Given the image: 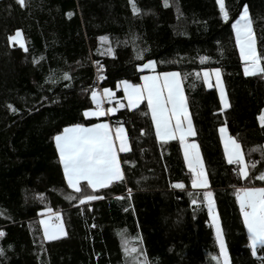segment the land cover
Returning a JSON list of instances; mask_svg holds the SVG:
<instances>
[{
    "label": "trees",
    "instance_id": "trees-1",
    "mask_svg": "<svg viewBox=\"0 0 264 264\" xmlns=\"http://www.w3.org/2000/svg\"><path fill=\"white\" fill-rule=\"evenodd\" d=\"M135 3L142 11L134 16L128 0H26V7L0 0V230L6 233L0 264H143L138 252H122L125 240L146 252L149 264H216L212 257L219 247L205 191L213 193L230 264H262L248 246L236 189L264 187V181L238 177V165L225 158L219 129L226 127L241 144L250 175L264 171V128L257 119L264 110V76L243 74L231 29L247 4L257 49H264V0H226L228 23L215 0H169L168 8L163 0ZM17 29L27 52L8 42ZM109 46L114 55L102 54ZM204 56L210 59L201 63ZM148 60L156 62V72L186 76L196 131L190 140L199 145L208 188L192 187L178 139L157 140L144 102L110 117L114 127L126 128L130 142V151L120 154L124 182L95 193L85 189L102 199H68L81 194L67 187L54 136L77 123L97 122L83 116L93 106L92 90L112 89L124 101L121 82L141 84L146 71L140 67ZM216 67L230 101L223 111L216 89L194 75ZM46 209L61 215L66 236L43 240L39 221Z\"/></svg>",
    "mask_w": 264,
    "mask_h": 264
},
{
    "label": "snow or ice",
    "instance_id": "snow-or-ice-1",
    "mask_svg": "<svg viewBox=\"0 0 264 264\" xmlns=\"http://www.w3.org/2000/svg\"><path fill=\"white\" fill-rule=\"evenodd\" d=\"M22 6L26 7V0H17ZM219 6V14L225 23L230 20L229 9L226 0H215ZM132 14L140 15L141 9L135 3V0H128ZM163 7H170L169 0H163ZM179 12V9L177 8ZM71 15V14H69ZM231 29L235 34V47L239 51V59L243 67L245 76H264V49L258 51L257 41L250 17L249 7L245 4L239 13V17L231 23ZM9 44L15 43L20 49L28 51L22 31L17 29L14 34L7 37ZM102 43H109L107 36L99 37ZM144 51H147L145 49ZM114 55L113 48L109 46L105 53ZM137 59H142V55L137 53ZM210 57H200L201 63L209 60ZM34 63L37 61L34 60ZM98 72L102 71L103 65L96 62ZM142 69H151V75L141 77L144 81L142 85H132L128 81H122L124 98L127 105L117 102L116 107L103 108V102L107 99L109 102L114 98V93L104 88L103 93L99 94L92 90L91 98L96 105L95 109L85 110L83 116L85 118L103 117L113 114L118 109L127 107L129 109L137 108L141 102H147L148 112L151 114V121L155 127V135L159 141L176 140L179 138L181 148L183 149L184 160L187 164L189 172L192 174L191 185L193 188L207 189L209 186L204 163L200 154L199 145L195 141L189 142V137H194L196 131L193 127L192 120L189 116L186 96L182 87V81L186 76L182 77L179 71L159 72L155 71L156 62L148 60L142 65ZM196 79L203 80L204 85L211 88L212 77H215V87L220 94V101L223 109L230 107L227 95L221 80V69L202 68L194 73ZM65 80L71 79L68 73H64ZM100 76V79H103ZM119 86V85H118ZM8 108L16 112L11 104ZM260 126L264 128V110H261L257 117ZM221 140L224 144V154L228 164H236L237 175L242 180L256 179L264 181V171L258 176L250 175V166L245 160V154L241 149V144L232 136L227 135L226 127L219 129ZM56 151L59 155V162L63 167L64 180L69 189L75 193L81 194L80 197H73L71 194L68 199H79L81 204L102 199L103 197L95 194H84L85 189H91L95 193L99 189L108 188L117 182H124L125 175L121 168L119 153L130 151L127 133L121 124L115 128V132L109 123L100 122L85 126L82 123L65 127L62 132L54 136ZM117 142L119 147L117 148ZM256 164L252 163L251 168H255ZM176 189H184L183 183H175L172 185ZM130 191V190H129ZM42 197V194H41ZM204 202L207 204L209 216L216 225V244L219 247V255L213 256L212 259L216 264H230L227 246L224 234L219 226L218 217L215 214V204L213 193L205 191L203 193ZM236 201L239 205L240 214L243 218V225L247 230L248 246L251 254L257 257L264 264V256H258V252L264 251V187H240L236 189ZM192 203L197 204V200L193 199ZM47 215L39 221L43 228V240L55 241L62 236H66L65 227L59 213L52 214L51 209L45 210ZM53 215L55 220H53ZM95 225H93L94 227ZM6 233L0 230V238ZM139 240V237L133 238ZM139 253L144 256L143 264H149L146 259V252L139 249L135 245L129 246L127 240L122 243V252L127 254ZM0 255H3V249H0Z\"/></svg>",
    "mask_w": 264,
    "mask_h": 264
},
{
    "label": "crops",
    "instance_id": "crops-1",
    "mask_svg": "<svg viewBox=\"0 0 264 264\" xmlns=\"http://www.w3.org/2000/svg\"><path fill=\"white\" fill-rule=\"evenodd\" d=\"M156 71V70H155ZM157 73H159V72H157ZM151 74H153L152 73V70L150 69L149 71H146L145 73H144V75L143 76H146V75H151ZM142 76V77H143ZM221 80H222V82H223V85H224V89H225V92H226V95H227V99H228V102H229V104H230V101H229V98H228V94H227V91H226V87H225V84H224V80H223V76H222V72H221ZM130 83V82H129ZM144 83V81L142 80V82H141V84H139V85H142ZM211 83L213 84V87H211V88H209V87H207V88H209V89H216V91H217V93H218V95H219V99H220V94H219V91H218V89L215 87V84H216V81H215V77L213 76L212 77V80H211ZM130 84H132V83H130ZM132 85H134V84H132ZM182 87H183V82H182ZM120 88H121V90H122V92H123V94H124V91H123V84L121 83L120 84ZM104 89V88H103ZM103 89H98V90H96L97 91V93H99V94H102L103 93ZM109 89V88H108ZM113 93H114V98L109 102L107 99H105L104 100V102H103V108L106 110L107 108H109V107H116V105H117V102H122L123 104H125V105H127V100L124 98V101H122V100H120V99H118L117 97H116V93H115V91L114 90H112V89H110ZM183 90H184V87H183ZM184 93H185V91H184ZM186 96V95H185ZM187 100V99H186ZM91 101H92V98H91ZM144 102H146V101H143V102H141V104L139 105V106H141ZM220 103H221V101H220ZM92 104H93V106H92V108H90V109H95V107H96V105L93 103V101H92ZM187 105H188V103H187ZM138 106V107H139ZM137 107V108H138ZM221 107L223 108V105L221 104ZM125 108V107H124ZM229 108V107H228ZM228 108H226V109H223V110H227ZM120 109H122V108H120ZM120 109H118V110H120ZM136 109V108H135ZM87 110H89V109H87ZM118 110L115 112V113H113V114H109V115H105V116H103V117H99V118H96V117H92V118H87V119H96L97 120V122H95V123H100V122H107V123H109V125L111 126V128H112V130H113V133L115 132V128L116 127H114L112 124H111V122H110V117L111 116H113V115H115L117 112H118ZM132 110V109H131ZM188 112H189V116H190V118H191V120H192V117H191V114H190V111H189V107H188ZM192 124H193V127H194V123H193V120H192ZM85 126H90V125H85ZM125 128V127H124ZM155 128V127H154ZM194 129H195V127H194ZM125 131H126V128H125ZM126 133H127V131H126ZM227 135H230L229 133H228V130H227ZM219 136H220V141H221V144H222V147H223V150H224V144H223V142H222V140H221V133H220V131H219ZM127 137H128V134H127ZM195 137V136H194ZM194 137H189L188 138V140H189V142H191L192 140H190V139H192V138H194ZM178 140H179V138H177ZM55 142V141H54ZM128 142H129V138H128ZM119 147V143L117 142V148ZM129 147H130V142H129ZM241 149H242V147H241ZM242 151H243V149H242ZM244 153V152H243ZM120 154H123V153H119L118 152V156H119V158H120ZM225 155V154H224ZM202 157V156H201ZM226 158V157H225ZM227 160V159H226ZM63 168V167H62ZM121 168H122V166H121ZM194 189H204V188H194ZM239 206V205H238ZM42 213H44L45 215L47 214L46 213V211H43ZM52 214H55L53 211H52ZM42 216H44V215H41V218H42ZM60 217H61V215H60ZM243 219V218H242ZM41 220V219H40ZM65 227V226H64ZM43 229V228H42ZM65 231H66V229H65ZM63 237V236H62Z\"/></svg>",
    "mask_w": 264,
    "mask_h": 264
},
{
    "label": "rangeland",
    "instance_id": "rangeland-1",
    "mask_svg": "<svg viewBox=\"0 0 264 264\" xmlns=\"http://www.w3.org/2000/svg\"><path fill=\"white\" fill-rule=\"evenodd\" d=\"M24 39V38H23ZM25 42V41H24ZM140 69H141V71L142 72H144V71H149L150 69H142V67H140ZM201 154V153H200ZM203 160V159H202ZM214 200V199H213ZM214 204H215V201H214ZM215 214H216V216L218 217V221H219V226H220V228H221V223H220V218H219V215H218V213H217V210H216V205H215ZM47 215V214H46ZM44 218V216H42V218L41 219H43ZM53 220H55V216L53 215ZM210 221H211V223H212V226H213V229H214V232H215V235H216V225H215V223L213 222V220H212V218L210 217ZM221 230H222V228H221Z\"/></svg>",
    "mask_w": 264,
    "mask_h": 264
}]
</instances>
